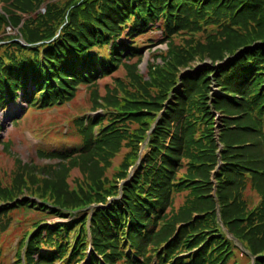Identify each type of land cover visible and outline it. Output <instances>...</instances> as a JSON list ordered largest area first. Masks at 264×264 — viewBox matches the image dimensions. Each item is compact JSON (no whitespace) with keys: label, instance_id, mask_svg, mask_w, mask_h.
<instances>
[{"label":"trees","instance_id":"16d2710c","mask_svg":"<svg viewBox=\"0 0 264 264\" xmlns=\"http://www.w3.org/2000/svg\"><path fill=\"white\" fill-rule=\"evenodd\" d=\"M1 2V111L19 99L28 109L62 105L80 85H96L121 66L126 71L125 80L116 79L123 95L116 90L99 104L113 118H78L80 143L36 151L56 164L29 161L10 187L0 186V235L15 211L70 218L28 224L16 264H79L90 245L88 213L82 211L93 203L107 205L91 217L94 251L86 264H231L241 251L237 242L255 264H264V0ZM43 5L46 10L39 13ZM9 27L18 28V35H7ZM155 30L168 47L158 55L162 63H148L146 78L138 73L146 51L138 39ZM181 37L187 41L177 43ZM205 59L211 64L191 67ZM213 84L221 91L209 97ZM169 97L173 103L148 138L151 119L144 113L159 111ZM213 110L222 115L220 222L211 183L194 185L177 175L188 162L189 170L208 179L218 164ZM11 120L15 124L18 118ZM121 120L124 125L138 120L142 127L120 128ZM173 129L168 145L163 137ZM147 139L151 151L144 165L120 191L119 180L127 177ZM1 145L8 151L2 137ZM123 147L131 151L109 178L112 159ZM75 168L82 177L73 188L68 176ZM249 184L262 198L254 207L244 197ZM187 189L194 198L174 213L175 196ZM5 257L0 245V264H11Z\"/></svg>","mask_w":264,"mask_h":264},{"label":"rangeland","instance_id":"374dc122","mask_svg":"<svg viewBox=\"0 0 264 264\" xmlns=\"http://www.w3.org/2000/svg\"><path fill=\"white\" fill-rule=\"evenodd\" d=\"M50 3L55 2L57 0H47ZM4 2L0 3V10L4 6ZM46 6L43 5L42 10L40 12H45ZM18 28H7V35L13 36L18 35ZM177 43H182V41H187V39L181 37ZM163 39L161 35V31L155 30L150 31L146 34H143L138 39L139 45L146 47L145 56L138 67V73L146 78H148V69L147 65L150 62L162 63L161 59L158 58L160 52H164L167 50V42L160 43ZM155 53V54H154ZM154 54V55H153ZM130 61L127 63H130ZM211 64L209 59H205V61L194 60L191 62V67L194 66H204ZM217 64V63H216ZM215 64V65H216ZM214 65V66H215ZM183 70V69H181ZM126 71L125 67L121 66L119 71H116L112 76H106L98 80L96 85H80L77 89L76 96L69 102H66L62 105L48 107V108H26L22 100H18L14 102L12 106L7 108L5 111L0 110V118L3 129H0V136L3 137L4 141L8 143L9 149L3 150L2 146L0 147V186L2 187H10L13 184V180L20 166L27 165L25 164L28 161H33L37 164V166H46L49 164H56L55 162H49V159H39L36 155V151L39 147L43 146L45 149H56L60 150L61 148L75 145L81 142V136L78 133V127L75 124V121L78 118H82L86 115L97 118H103L105 115L108 119L113 118L110 114L108 115L99 104H102V99L108 93H114V91H118V93L122 96L121 90L118 86V81L116 79L125 80ZM213 93L210 94L209 97H214L215 94L219 93V88L215 84L211 86L210 89ZM173 99L169 97L166 101L162 103V108L159 111L145 112L148 117H150L151 127L147 131L148 138L151 134L154 133L156 126L159 124V120L163 118V112L165 111V107L169 104L173 103ZM164 107V108H163ZM112 111V110H111ZM11 113V115H10ZM16 116L18 118L17 123L11 124L12 116ZM211 117L213 118V132L215 142L218 145V164L212 170H210V175L208 179L202 177L198 172L194 170H189L190 165L186 162L184 168H181L180 171L177 172L178 177H186L187 179H193L194 185H199L201 181H206L211 183L212 189L210 190L209 196L215 198V211L217 221L220 222V206L217 200V179L216 174L222 167V160L220 157V153L222 150V145L219 142V133L221 130L220 124L222 123V115L221 113L213 110ZM122 121V120H121ZM107 123V122H106ZM139 121H128L125 123L119 122L117 126L120 128H127L131 130L139 129ZM150 126V124H149ZM143 128L147 129V126H143ZM173 132L174 129L171 130L165 137H163L164 142L168 145L172 143L173 140ZM198 136V134H196ZM149 140H145L139 144V156L136 163L131 166L128 170L127 177L123 180H119V188L124 183L129 182L139 171V168L144 165L146 158L148 157L151 149L148 146ZM131 151L129 147H123L121 152H119L113 159L111 167L108 169L106 175L109 178H113L117 171L121 168V164L124 161L125 156ZM187 161V160H186ZM203 163L199 164L201 166ZM56 168V166H55ZM15 170V173L12 175V172ZM191 174H194L190 177ZM82 175L78 171V168H75L70 172L68 176L69 184L75 188V183L81 180ZM187 182V181H186ZM208 185V184H207ZM210 185V184H209ZM208 185V186H209ZM205 189V188H204ZM190 190L187 189L184 192H180L175 196L173 203V211L176 213L181 207L188 206L194 196L189 195ZM25 195L29 196V193H25ZM189 195V196H188ZM244 197L246 198L249 205L252 202L251 207L258 205L262 198L261 196L250 186H247L244 191ZM33 200V199H32ZM35 200V199H34ZM114 199L112 197L108 198V202H113ZM52 202V200H49ZM107 204L102 203H93L89 208L83 209L82 213H88V222L86 228L89 231V243L86 250V258H83L79 264H86V259H89V256L94 251L93 247V239L90 232L91 225V217L94 214V211L98 210L99 207H103ZM39 215V214H38ZM33 215V213H28L25 211H15L9 218H6L3 223L11 222L8 230L0 235V245L5 250V260L10 261L11 264H16L14 257L17 251V244L20 243L21 237L26 235L29 231L28 224H32L35 220L41 221L43 217H47L43 219L44 222L48 224H53L57 222H61L62 219L58 217H49V216H38ZM192 216H197L194 213ZM70 218H66L63 222H68ZM182 223L177 224V226H181ZM1 229V227H0ZM239 250H236V255L233 258V262L231 264H255L254 256L244 251V247L236 243ZM245 252V253H244ZM249 255H247V254ZM88 254V257H87ZM98 258V255H95Z\"/></svg>","mask_w":264,"mask_h":264}]
</instances>
